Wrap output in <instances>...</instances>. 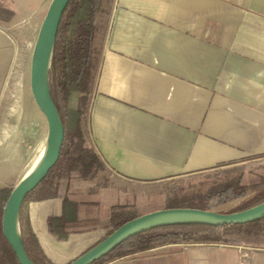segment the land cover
<instances>
[{
    "label": "crops",
    "instance_id": "obj_1",
    "mask_svg": "<svg viewBox=\"0 0 264 264\" xmlns=\"http://www.w3.org/2000/svg\"><path fill=\"white\" fill-rule=\"evenodd\" d=\"M26 31L0 24V150L11 142L34 149L21 176L44 142L36 152ZM87 120L97 152L128 181L264 155V0H114ZM60 209L59 198L25 206L26 228L51 264L67 263L102 234L56 239L46 219ZM102 264H264V247L175 242Z\"/></svg>",
    "mask_w": 264,
    "mask_h": 264
},
{
    "label": "trees",
    "instance_id": "obj_2",
    "mask_svg": "<svg viewBox=\"0 0 264 264\" xmlns=\"http://www.w3.org/2000/svg\"><path fill=\"white\" fill-rule=\"evenodd\" d=\"M113 1L69 0L58 23L48 84L64 128L63 141L55 163L25 194L18 211L21 242L35 264L51 263L34 234L26 228L28 201L59 198V214L46 219L48 231L63 240L74 232L99 229L102 234L94 244L123 222L148 211L176 206L208 209L200 205L208 199V193L219 194L227 201L241 198L236 206L222 212L245 209L264 201V155L201 172L209 180H206V193L180 194L176 180L181 177L145 182L150 183L151 190H129L109 179L110 168L90 139L87 114ZM14 14L11 7L0 3V21H8ZM13 186L0 185V264H19L1 230L2 208ZM175 242L264 247V217L234 224L183 222L154 226L127 237L89 264H102Z\"/></svg>",
    "mask_w": 264,
    "mask_h": 264
},
{
    "label": "water",
    "instance_id": "obj_3",
    "mask_svg": "<svg viewBox=\"0 0 264 264\" xmlns=\"http://www.w3.org/2000/svg\"><path fill=\"white\" fill-rule=\"evenodd\" d=\"M69 0H50L32 46L29 63V87L38 110L46 122L44 155L39 164L22 176L12 187L2 208L1 230L19 264H35L28 257L20 238L18 211L25 194L46 174L58 158L64 128L49 93V70L55 35L61 14ZM36 154V155H37ZM264 217V201L245 209L219 212L213 209L176 206L158 208L131 218L102 240L65 264H89L111 250L127 237L148 228L167 224L198 222L212 225L245 223Z\"/></svg>",
    "mask_w": 264,
    "mask_h": 264
},
{
    "label": "rangeland",
    "instance_id": "obj_4",
    "mask_svg": "<svg viewBox=\"0 0 264 264\" xmlns=\"http://www.w3.org/2000/svg\"><path fill=\"white\" fill-rule=\"evenodd\" d=\"M49 2L50 0H0V3L11 7L15 11V17H12L8 21H0V24L6 27H10L13 32H18V34L21 32V29L23 30L25 27H27L28 31H26V34L24 35L29 43V59L31 55L32 46L38 31V27ZM26 98L30 103V108H35L32 98L30 94L28 95V92ZM27 110L33 116L34 120L36 118V129L35 131H33V127H31V136H35V150L37 152L46 137V122L39 110L36 109L37 112L34 113L29 108ZM13 146L14 145L11 142L4 146V149L0 150V185L15 184L24 171V167H21L22 164H24V160L26 162L35 154L34 149H30L31 146L29 147L30 150H28L27 145V147L22 146V150ZM107 175L110 180L114 181L118 185L126 186L127 188H129V190H143L144 188L148 190L152 189L150 183H133L131 181L120 178L111 170L107 171ZM206 180L209 181L205 174L201 173L182 176L181 178H178L176 182L181 187V189L179 190L180 194L188 195L208 192V183ZM217 195L213 193L206 194V197L208 199L205 202L200 203V205L208 207V209H213L222 212L227 211L230 208L236 206L241 201V198H237L232 201H227L223 198V196L219 197Z\"/></svg>",
    "mask_w": 264,
    "mask_h": 264
},
{
    "label": "bare ground",
    "instance_id": "obj_5",
    "mask_svg": "<svg viewBox=\"0 0 264 264\" xmlns=\"http://www.w3.org/2000/svg\"><path fill=\"white\" fill-rule=\"evenodd\" d=\"M43 155H44V147L40 150L39 154H37L33 158V160L31 161V163L29 164V166L27 167V169L25 170V172L23 174L24 177L27 176L39 164V162L41 161Z\"/></svg>",
    "mask_w": 264,
    "mask_h": 264
}]
</instances>
